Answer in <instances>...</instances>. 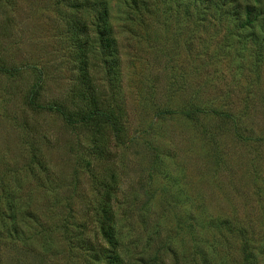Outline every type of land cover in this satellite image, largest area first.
<instances>
[{"label":"rangeland","instance_id":"rangeland-1","mask_svg":"<svg viewBox=\"0 0 264 264\" xmlns=\"http://www.w3.org/2000/svg\"><path fill=\"white\" fill-rule=\"evenodd\" d=\"M0 264H264V0H0Z\"/></svg>","mask_w":264,"mask_h":264},{"label":"trees","instance_id":"trees-1","mask_svg":"<svg viewBox=\"0 0 264 264\" xmlns=\"http://www.w3.org/2000/svg\"><path fill=\"white\" fill-rule=\"evenodd\" d=\"M81 27L84 29L85 32L87 31V33H88V30H89L90 26L88 27L87 18H85L83 20V23H82ZM31 104L33 106L38 105L34 101H32ZM40 107L43 108V109H47V110H52V111L58 112V114L62 115L64 120L66 122H68L69 124H71V125H78V124L82 123V121L89 122V121H92V119H95V113H91V114H88L86 116H83L82 119H77V118L73 117L72 115H70L68 113V111L64 108V106H62L60 104L49 103V104L42 105V106L40 105ZM106 235L110 239V242L113 243L112 246H114L115 243H116L115 242L116 239H114L113 233L106 232ZM101 251H103L106 254L107 249L103 247L101 249ZM108 254H111V253H109V251H108Z\"/></svg>","mask_w":264,"mask_h":264}]
</instances>
